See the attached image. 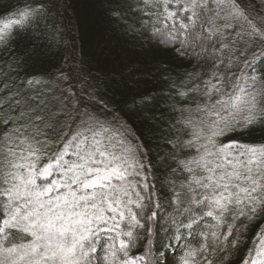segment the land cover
I'll use <instances>...</instances> for the list:
<instances>
[{
    "label": "snow or ice",
    "instance_id": "obj_1",
    "mask_svg": "<svg viewBox=\"0 0 264 264\" xmlns=\"http://www.w3.org/2000/svg\"><path fill=\"white\" fill-rule=\"evenodd\" d=\"M70 7L0 0V264H264V0H101L152 54L118 101L83 61L31 70Z\"/></svg>",
    "mask_w": 264,
    "mask_h": 264
},
{
    "label": "trees",
    "instance_id": "obj_2",
    "mask_svg": "<svg viewBox=\"0 0 264 264\" xmlns=\"http://www.w3.org/2000/svg\"><path fill=\"white\" fill-rule=\"evenodd\" d=\"M69 2L72 7L68 9L67 18L62 17L60 21L63 42L51 53L42 56L35 62L31 70L37 75L54 74L56 68L62 66L66 72L71 70L75 77L80 62L83 61L85 65L91 68L93 75L104 76L105 82L109 79L112 81L113 91L116 92L115 99L118 101L120 99L119 92L123 90L121 73L127 75L131 67L139 68L141 72L150 71L152 54L131 50L121 33L109 23L101 7V0H69ZM2 3L22 5L24 0H2ZM66 59L67 62H65ZM142 78L152 79L151 77ZM152 86L151 82L146 85L148 88ZM109 94L111 95V93ZM156 115L159 116V110H157ZM136 123L143 131L144 126L141 121L136 120ZM159 135L160 133L157 132L150 136L149 143L151 144L153 171L157 177L154 183L157 192L160 193L163 205L160 211L162 215L167 217V213L171 209L167 207L166 194L168 189L163 181L170 177L167 170L160 166V160L166 154L167 149L163 147V140L156 139ZM259 227H264V224H254L248 232V236L252 237L259 230ZM178 255L177 252L176 258Z\"/></svg>",
    "mask_w": 264,
    "mask_h": 264
}]
</instances>
